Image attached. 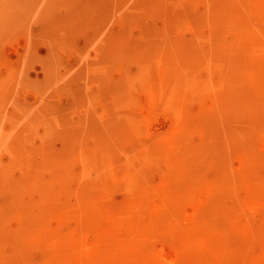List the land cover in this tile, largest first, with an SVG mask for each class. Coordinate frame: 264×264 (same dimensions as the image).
Instances as JSON below:
<instances>
[{
    "label": "rangeland",
    "instance_id": "obj_1",
    "mask_svg": "<svg viewBox=\"0 0 264 264\" xmlns=\"http://www.w3.org/2000/svg\"><path fill=\"white\" fill-rule=\"evenodd\" d=\"M237 1L263 0H0V264H45L104 210L181 187L185 165L224 182L256 155L259 122L196 120L223 81L217 17Z\"/></svg>",
    "mask_w": 264,
    "mask_h": 264
},
{
    "label": "bare ground",
    "instance_id": "obj_2",
    "mask_svg": "<svg viewBox=\"0 0 264 264\" xmlns=\"http://www.w3.org/2000/svg\"><path fill=\"white\" fill-rule=\"evenodd\" d=\"M226 9L216 20L225 35L215 38L223 81L216 86L217 100L196 120L220 123L242 115L264 127V0L228 3ZM180 131V124L169 129ZM169 137L157 141H172L178 149L181 140ZM238 157L224 182H211L197 165H185L176 176L181 187L166 181L119 209L104 210L93 238L69 237L65 251L59 245L45 264H264V141L256 155ZM151 209L157 215L145 218ZM175 210L184 222L172 219Z\"/></svg>",
    "mask_w": 264,
    "mask_h": 264
}]
</instances>
